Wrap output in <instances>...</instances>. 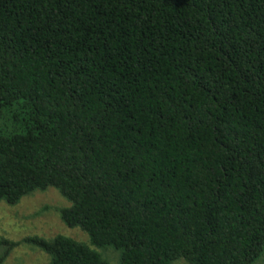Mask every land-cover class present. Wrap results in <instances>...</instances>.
Returning <instances> with one entry per match:
<instances>
[{"label":"trees","instance_id":"1","mask_svg":"<svg viewBox=\"0 0 264 264\" xmlns=\"http://www.w3.org/2000/svg\"><path fill=\"white\" fill-rule=\"evenodd\" d=\"M49 188L88 240L0 264H254L264 0H0V203Z\"/></svg>","mask_w":264,"mask_h":264},{"label":"rangeland","instance_id":"2","mask_svg":"<svg viewBox=\"0 0 264 264\" xmlns=\"http://www.w3.org/2000/svg\"><path fill=\"white\" fill-rule=\"evenodd\" d=\"M68 202L52 188L38 191L20 200L14 206L0 203V238L22 242L28 237L50 239L63 235L78 242L88 237L79 229H70L61 221L58 210ZM109 264H117L118 253L111 248L99 252ZM184 264L176 260L173 264ZM3 264H48V259L39 249L21 243L14 248ZM254 264H264V253Z\"/></svg>","mask_w":264,"mask_h":264}]
</instances>
